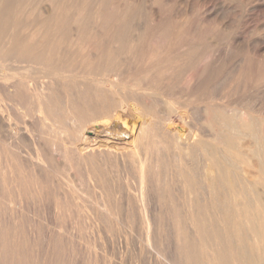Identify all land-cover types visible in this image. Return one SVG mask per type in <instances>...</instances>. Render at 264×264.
<instances>
[{"label":"bare ground","instance_id":"6f19581e","mask_svg":"<svg viewBox=\"0 0 264 264\" xmlns=\"http://www.w3.org/2000/svg\"><path fill=\"white\" fill-rule=\"evenodd\" d=\"M215 1L0 0L1 217L90 219L94 234L118 232L165 264H183L166 257L183 248L206 252L207 264H230L233 236L238 264H264V29L255 33L256 80L236 78L224 95L228 80L218 86L217 72L200 71L213 42L200 54L196 43L213 32ZM27 197L32 210L22 205ZM139 224L142 240L133 233ZM218 227L223 247L214 251ZM7 250L0 264L25 261Z\"/></svg>","mask_w":264,"mask_h":264},{"label":"rangeland","instance_id":"374dc122","mask_svg":"<svg viewBox=\"0 0 264 264\" xmlns=\"http://www.w3.org/2000/svg\"><path fill=\"white\" fill-rule=\"evenodd\" d=\"M221 1L223 2V0H216L215 1V6L216 7H218L219 9H217V8H215L216 9V11H215V19H211V21H209V22H211L210 23V29H212L213 30V32L212 31H208L209 32V34H211L209 37H207V36H205L206 37V39H204L205 37H204V34H203V36H201V34H200V36H198V41L196 40V43H197V45H198V52H199V54L202 52V51H204L205 50V48H206V50L208 49V47H206V46H209V44H211L212 42H213V44H211V50H213V51H215L214 52V55H213V58L211 57V61H210V59H209V57L208 58H205V60L203 59L202 60V62H201V64H200V66L201 65H204V66H201L200 67V71L203 73V72H205L206 71V73H210V72H217V73H215L216 75L214 76V80H213V84H216V85H218V86H221L219 83H221L223 80L222 79H224L225 80V82H227V80H228V84L226 85V87H225V91H224V95H227V94H229V93H231V89H233V87H235L238 83H239V81H237V79H239L240 80V78L241 79H243V78H245V75L247 76L248 74L250 75V77H252V76H256L257 74H259V63H258V59L259 58H261V57H259V55L257 54V53H255L254 51H253V48H254V46H255V48L258 46V44L259 45H261L262 43L258 40L259 39V35H257V34H255L258 30H260V29H264V0H227V6L224 4V2L223 3H221ZM220 3L221 5L219 6V4L218 3ZM217 4V5H216ZM225 5V6H224ZM222 6V7H221ZM226 8V10H224L225 8ZM229 9H228V8ZM262 7V8H261ZM220 8H222V9H220ZM217 10H218V12H217ZM223 11V12H222ZM220 12V13H219ZM226 12V13H225ZM219 13V14H218ZM222 13V14H221ZM217 15V16H216ZM220 15V16H219ZM221 15H222V17H221ZM224 16H225V18H224ZM229 16V17H228ZM218 17V18H217ZM217 18V19H216ZM222 18V19H221ZM223 18H224V20H226V21H224L223 20ZM232 19H233V21H235V22H232ZM215 21V22H214ZM227 21H230V22H227ZM225 22V23H224ZM228 24H227V23ZM229 24H231V25H229ZM235 27H234V26ZM237 26H239V28L241 27V28H243V29H241L240 28V31L241 30H243V31H239V29H238V27ZM224 27H226V29H224ZM229 27V28H228ZM237 27V28H236ZM221 28V29H220ZM232 28V29H231ZM223 29V30H222ZM256 29V30H255ZM216 30V31H215ZM143 32H141V34H142ZM208 34V35H209ZM227 34V35H226ZM142 35H144V34H142ZM226 35V36H225ZM231 35H234V36H232L231 37ZM201 37V38H200ZM203 37V38H202ZM230 37V38H229ZM236 37V38H235ZM253 38V39H252ZM216 39V40H215ZM220 39H221V41H220ZM228 39V40H227ZM229 39H230V41H229ZM234 41H233V40ZM235 39H237L236 41H235ZM245 39H247V40H245ZM201 40V41H200ZM204 40V41H203ZM207 40H209V41H207ZM214 40H215V42H214ZM219 40V42H217ZM234 43H233V42ZM248 41H252V43L253 44H251V46H247V45H245V42H248ZM210 42V43H209ZM222 42V43H221ZM225 42H228V43H226L225 44ZM230 42H231V44H230ZM216 43V44H215ZM221 43V44H220ZM223 44V45H222ZM235 44V45H234ZM264 44V43H263ZM206 45V46H205ZM218 47H217V46ZM221 47H220V46ZM230 45V46H229ZM226 46V47H225ZM262 46V45H261ZM212 47H215L214 49L212 48ZM210 48V47H209ZM229 48V49H228ZM200 49V50H199ZM217 49V50H216ZM219 49V50H218ZM220 49H223L222 51H221V53H220ZM227 51H226V50ZM230 49H232V50H230ZM217 51H218V54H219V56L218 55H216L217 54ZM231 51V52H230ZM224 52H227V53H225L224 54ZM229 52L231 53V54H229ZM248 52H250V53H248ZM204 53V52H203ZM216 53V54H215ZM234 53V54H233ZM226 54H229V57H228V55H227V57H226ZM254 54V55H253ZM263 54V55H262ZM225 55V56H224ZM261 55L262 56H264V53L262 52L261 53ZM216 56V57H215ZM218 56V57H217ZM241 56H243V57H241ZM215 57V58H214ZM247 57V58H246ZM204 58V57H203ZM221 58V59H220ZM225 58V59H224ZM229 58V59H228ZM209 59V60H208ZM219 59V60H218ZM223 59V60H222ZM233 59V61H230V60H232ZM248 59V60H247ZM216 60H217V63H216ZM224 60H226V61H224ZM246 60V61H245ZM205 61H207L208 63H209V66H208V64H207V62L204 64V62ZM223 61V62H222ZM228 61V62H227ZM236 62V64H235V62ZM240 61H242V62H240ZM248 61V62H247ZM216 63V64H215ZM240 63V64H239ZM244 63H246V64H244ZM219 64V65H218ZM238 64L239 65H243V66H238ZM221 65H222V67L224 68V67H226V68H222L221 67ZM232 65V66H231ZM247 65V66H246ZM207 66V67H206ZM217 66V67H216ZM229 66V67H228ZM238 66V67H237ZM250 68H249V67ZM221 67V69H218V68H220ZM232 67H234V69L236 68L237 70H234L235 72V74H236V76H235V74L232 72ZM247 67V69H244V68H246ZM203 68H204V70H203ZM206 68V69H205ZM214 68V69H213ZM215 68H216V70H215ZM230 68H231V70H230ZM241 68H243V71L241 70ZM249 68V69H248ZM259 68V69H258ZM258 71H257V70ZM209 70V71H208ZM220 70V71H219ZM222 70V71H221ZM224 70V71H223ZM225 70H227V71H225ZM231 72H230V71ZM240 70V71H239ZM246 70V72H244ZM248 70V71H247ZM255 70V71H254ZM238 71V73H236ZM220 72V73H219ZM240 72V73H239ZM248 72V73H247ZM230 73H232L231 74V76L229 75L228 76V74H230ZM244 73V74H243ZM240 75H242V76H240ZM252 75V76H251ZM224 76V77H223ZM227 76V77H226ZM234 78H233V77ZM240 76V77H239ZM258 76V75H257ZM243 77V78H242ZM218 78V79H217ZM226 78V79H225ZM231 78H233L232 80H231ZM237 78V79H236ZM253 78V77H252ZM231 81H230V80ZM250 79L251 78H249L248 77V80L250 81ZM254 80H256V78H253ZM253 79H251V83H253L252 81H253ZM217 80H219V83H218V81ZM222 80V81H221ZM235 80V81H234ZM235 83H234V82ZM236 81H237V83H236ZM225 82L223 83V84H225ZM231 82V84H229ZM255 82V81H254ZM234 83V84H233ZM256 83V82H255ZM222 84V83H221ZM229 85V86H228ZM229 87V88H228ZM232 87V88H231ZM230 89V90H229ZM227 90V91H226ZM258 96H260L261 97V93L260 94H256V99H257V97ZM259 98V97H258ZM252 101H254V98H252ZM259 189H261L262 190V188H259ZM260 190V191H261ZM29 199H30V202H29ZM32 201H31V198L30 197H27V199H26V202L24 203H22V205L23 206H25L24 204H26L27 206H26V208H28L29 206H36L35 204H33V203H31ZM251 202V201H250ZM30 205H29V204ZM252 203V202H251ZM32 204V205H31ZM31 207V210L32 209H34V207L32 208ZM37 208V207H36ZM34 213V212H33ZM32 212H31V214L29 213L28 215L26 214L25 216H27L25 219H24V217L25 216H21L23 219H14V218H12L11 219V217L8 219V217H7V219H6V217L4 218L3 216L0 218L2 221H1V223H3V224H5L6 225V223L7 224H9L10 223V221H11V223H10V225H6V227L7 228H5V227H3V229H2V225L3 224H1L0 225V231L1 232H4L3 233V238H5V239H1L0 241H1V244H0V253L1 252H5V253H3L4 255L6 254H8V253H6V250L7 249H11V248H13V252H11V253H13L12 255H14V257L16 256V254H17V256H18V258L19 259H21V258H24V260L26 261H21V260H18L19 261V264H21V262H22V264H26L27 263V261H29V260H31L32 258V255H36L35 257H33L34 259L33 260H35V261H29L30 263L29 264H35V263H37V264H42V261L44 262V263H46V259H47V263L46 264H56L57 262V264H59V263H61V261H62V263L63 264H73V262H74V264H81V263H83L84 261V263L83 264H85L86 262V264H165L164 262H163V260L162 259H159L158 260V258L156 259V257H154V256H156L155 254H151V253H153L151 250V252L149 253V249L145 246V245H142V244H140V245H142L141 247L142 248H145V249H141V248H139L140 247V245H139V243H138V241L137 242H135V243H137L136 245H135V243H132L131 242V240L130 241H126V239H124V237H118L120 234H117L116 232H113V233H108L107 234V232L106 231H102V233L100 232V233H98L97 231L95 232V234H94V231L95 230H92L91 228H90V226H88V225H90L89 223H93V222H91V221H93V220H85L84 222L82 221V220H84V219H79L80 220V222L82 223H80V222H78L79 220H77V218H72L71 219V224H69V217H67V221L65 220L66 219V217H64L63 219L61 218V219H59V217H58V219L56 218V217H54V216H52V215H48V216H42V215H35V213L33 214ZM30 215L32 216V217H30ZM35 216H36V218L37 217H40L41 216V218H39V220H35ZM49 216H50V218H49ZM28 217H30V218H28ZM42 217H43V219H42ZM53 217H54V219H53ZM48 219V221H45V220H47ZM52 219V220H51ZM76 219V220H75ZM8 220V221H7ZM10 220V221H9ZM18 220V222H16ZM20 220H21V222H22V224L20 223ZM24 220V221H23ZM35 220V221H34ZM40 220H41V222H40ZM56 220V222H54V224H53V221H55ZM59 220H62V224H64L63 226L65 227L67 224H68V228L66 227V228H64L63 226L61 227L60 225H62L61 224V221H58ZM64 220H65V222H64ZM75 222H74V221ZM4 221H5V223H4ZM14 223H13V222ZM26 221V223L28 224H31L32 226L31 227H28V226H30V225H27L26 223H24ZM37 221L39 222V223H43V224H37V226L35 225L36 223H37ZM42 221H44V222H42ZM73 221V222H72ZM88 221V222H87ZM9 222V223H8ZM36 222V223H35ZM49 222V223H48ZM58 222V223H57ZM14 224V225H11V224ZM16 223V224H15ZM33 223H35V224H33ZM44 223H45V225L46 224H49L50 225V227H51V230H50V227H49V225H46V226H44ZM57 223V224H56ZM59 223H60V225H59ZM65 223H67L66 225H65ZM219 223H220V221H219ZM17 224H19V225H17ZM74 226H76V227H74ZM79 225L78 226V228H77V225ZM83 224H85V225H83ZM17 225V226H16ZM23 227H22V226ZM40 225H42V226H40ZM55 225H58L57 227H59L60 228V230H59V228L57 229V227L55 226ZM69 225H70V227H69ZM71 225H72V228H71ZM80 225H83V226H80ZM89 227V230L91 229V232L88 230V228H87V226ZM4 226V225H3ZM14 226H16V227H14ZM25 226V227H24ZM26 226H27V228L29 229V231H28V229H26ZM34 226H36L35 227V229H36V231L37 230H39L40 228H42L43 229V226H44V229L45 230H47V228H49L46 232H45V230H42V233L40 232L41 230H39L38 231V233L35 231V229H34ZM138 226H139V228H138ZM137 227H135L134 229H133V233L138 237V238H141V236L143 235V234H140V232L142 233V228H141V225L139 224ZM18 227V228H17ZM38 227H40V228H38ZM46 227V228H45ZM80 227H86V228H81L83 231H81V229H79ZM9 228V229H8ZM14 228H16V229H14ZM32 228V229H31ZM72 229V230H70V229ZM73 228H74V230H73ZM141 228V229H140ZM18 229V230H17ZM22 229V230H21ZM23 229H25V231H26V233L27 234H25V231H23ZM33 229H34V234L32 233V231H33ZM64 229H66V230H64ZM68 229H69V234L68 233H65L66 234V236H68V237H70L69 239L70 240H72L73 241V239H74V243H75V246H73V242H71V244H70V240L68 239V238H65L66 236H64L65 234H63L64 233V231L65 232H68ZM76 229H78V230H76ZM86 229V230H85ZM135 229L136 230H138V229H140V230H138V231H135ZM218 230H216V235H217V237H218V233H220V235H219V238L217 239V244L218 245H216L214 248H213V250L214 251H220L221 250V248L223 247L222 246V244H220V243H222V242H220V240H221V238H222V235H221V233L222 232H219V227L217 228ZM9 230V231H8ZM14 230V231H13ZM15 230L17 231V232H19V235H18V233L17 232H15ZM32 230V231H31ZM54 230H56V231H54ZM61 230H63V231H61ZM13 231V232H12ZM21 231H22V235H21ZM43 231H44V233H43ZM57 231L58 232H60V233H62V235L63 236H61V235H59L58 233H57ZM80 231V232H79ZM1 232H0V235H1ZM7 232H10V233H7ZM29 232H30V234H33V235H35V236H33V235H28L29 234ZM42 234V236L45 234L46 236H43L44 238H42V236H41V234ZM51 232V233H50ZM70 232H72V233H70ZM5 233H7V235H5V237H4V234ZM15 233L17 234V235H15ZM23 233H24V235H23ZM56 233V234H55ZM10 234V237L12 238V240H11V238L8 236ZM48 234V235H47ZM50 234V235H49ZM53 235V236H52ZM117 235V236H116ZM10 238H8V237ZM16 236H18V237H16ZM20 236H21V238H20ZM24 236V237H23ZM26 236V237H25ZM29 236V238H27ZM31 236H33L34 238H32ZM38 236V237H37ZM39 236H40V239L42 238V239H45V241L44 240H42L41 239V242H42V244H41V242H40V239H39ZM48 236V238H49V240H48V238H46ZM52 236V237H51ZM63 237V239H61V237ZM202 236V235H201ZM1 237V238H2ZM58 237H60V239L58 238ZM74 237V238H73ZM143 237V236H142ZM232 237L233 236H231V249H234V252H233V250H232V259H231V262H232V264L234 263H236V264H238V261L240 262L241 260V258L239 257V254L237 253V252H241V250L239 249L238 250V248L239 247H236L235 248V246H237V245H235L236 243H235V240H234V237H233V239H232ZM19 238V239H18ZM24 238H26V239H24ZM31 238L33 239L32 241H33V244H32V241H30L31 240ZM50 238L52 239V238H54L53 240H51V242H52V244H51V242H50ZM77 238H79V240L77 239ZM14 239V240H13ZM21 239H23V243H22V240ZM30 239V240H29ZM56 239V240H55ZM65 239V240H64ZM81 239V240H80ZM143 238H141V240H142ZM220 239V240H219ZM9 240H11V241H9ZM16 240V241H15ZM19 240V241H18ZM36 240H37V242H36ZM39 240V241H38ZM78 241V243L76 242V241ZM108 240V241H107ZM219 240V241H218ZM3 241H6V242H3ZM14 241V242H13ZM25 241H26V243H25ZM43 241H44V243H43ZM53 241H55V242H53ZM60 243H59V242ZM65 241H67V242H69L68 244L70 245H67V243L65 242ZM222 241V240H221ZM248 242H246L245 244H246V247H247V245L248 244H250L251 242H250V240L248 239L247 240ZM10 244H9V243ZM19 242V243H18ZM28 242V243H27ZM35 242H36V245H38L39 247H41L40 249H43L44 251H46V253H44L42 250H40L39 251V247H37L36 246V249H35ZM62 242V243H61ZM63 242L65 243V244H63ZM5 243H7V245L5 244ZM12 243V244H11ZM31 243V244H30ZM142 243H144V242H142ZM235 243V244H234ZM18 244V245H17ZM29 244H30V246H29ZM40 244V245H39ZM50 244V245H49ZM76 244H78V245H76ZM1 245L3 246V250H2V247H1ZM11 245V248H9V246ZM13 245H15V247L13 246ZM43 245V246H42ZM49 245V246H48ZM53 247H52V246ZM59 245V246H58ZM66 245V246H65ZM234 246V248H233V246ZM6 246H8V247H6ZM29 246V247H28ZM32 246V247H31ZM56 246V247H55ZM89 246V247H88ZM135 246V247H134ZM143 246H145V247H143ZM5 247V248H4ZM25 248V249H23V248ZM44 247V248H43ZM48 247V248H47ZM49 247H50V251H49ZM58 247H59V249H58ZM60 247H66V248H60ZM71 247V248H70ZM76 250L75 252H74V250H73V248ZM167 247H168V249L171 251V247L169 246V245H167ZM166 247V248H167ZM219 247V248H218ZM7 248V249H6ZM26 248H30L29 250L31 251V252H29V250H27ZM51 248H54L55 249V251H54V249H51ZM110 248V249H109ZM218 248V249H217ZM20 249H23V250H25V251H23V250H20ZM32 249V250H31ZM47 249H48V251H47ZM60 249H61V251H60ZM168 249L166 250V252L165 253H168L169 251H168ZM185 249L186 248H183L182 250L181 249H179L178 251H176L177 253H180V254H176L175 253V251L173 252L172 251V253L171 252H169L167 255H166V257L167 256H169V257H167V259L170 261H172L173 259H177L178 260V262H179V260L181 261V262H184V263H186V264H194V262H195V264L196 263H198V264H207V261H208V259H207V257H205L204 258V254H205V256H208L207 254H206V252L205 253H203V251L201 252L199 249H197L196 251H198V253L199 254H201V255H199V254H197V252H195V249H191V248H189V249H191V250H189L188 248H187V250H189V251H185ZM235 249H236V251H235ZM17 250V251H16ZM21 251V253H19L20 251ZM28 252H27V251ZM62 250H63V252H62ZM66 250V251H65ZM67 250H68V252H69V255H67L68 254V252H67ZM72 250V251H71ZM82 250V252L84 253H81L80 251ZM140 250H142V251H140ZM144 250H146V252H144ZM184 250V251H183ZM213 250L211 251L210 250V254L212 255L213 254ZM8 251V250H7ZM11 251V250H10ZM10 251H9V253H10ZM19 251V252H18ZM24 253H23V252ZM35 251V254H33L32 252H34ZM36 251H37V254H36ZM55 253H54V252ZM183 251V252H182ZM191 251V252H190ZM60 252H62L61 254H60ZM80 254H79V253ZM93 254H92V253ZM185 252V256L184 255H182L183 253ZM189 252V253H188ZM11 253H10V255H8L9 257L10 256H12L11 255ZM26 253H27V256L28 255H30L31 257H28L27 258V256H25L26 255ZM50 253V254H49ZM52 253V254H51ZM66 254V255H63L62 256V254ZM73 253H75V255L73 254ZM145 253V254H144ZM165 253H164V255H165ZM175 253V254H174ZM182 253V254H181ZM188 255H187V254ZM193 253H196V254H194V256H192L193 255ZM242 253V252H241ZM2 254V253H1ZM20 254H21V256H22V254H24V256H20ZM32 254V255H31ZM48 256V257H46V255ZM55 254V255H54ZM59 254V255H58ZM79 254V255H78ZM236 256H235V255ZM3 255V256H4ZM40 255L42 256V258L40 257ZM45 255V256H44ZM49 255H51V260H52V258L54 259V260H52V261H54V262H52L51 260L49 261L48 259L50 258L49 257ZM71 255L73 256V257H71ZM87 255V256H86ZM136 255V256H135ZM142 255V256H141ZM149 255V256H148ZM152 256V258H151V256ZM171 255H174V256H171ZM177 255V256H176ZM190 255V256H189ZM197 255H199V257L197 256ZM7 256V257H8ZM16 256V257H17ZM20 256V257H19ZM39 256V257H38ZM53 256V257H52ZM176 256V257H175ZM27 259H26V258ZM45 257V258H44ZM57 257H59L60 259H57ZM66 257V258H65ZM85 258V259H83V258ZM90 257V258H89ZM172 257H175V258H172ZM187 257V258H186ZM202 257V258H201ZM208 257H211V256H208ZM239 257V258H238ZM41 258V259H40ZM62 258L63 259H65V260H62ZM69 258H72V259H70L71 261L73 260V262H70L69 261ZM191 259V261H190V259ZM197 258V260L195 261V259ZM199 258V259H198ZM201 258V259H200ZM204 258V259H203ZM218 258V257H217ZM40 259V261H41V263H40V261H39V263H38V260ZM57 259V260H56ZM66 259H68V261H66ZM79 259V260H78ZM187 261H186V260ZM189 259V260H188ZM222 258L221 257H219V262H220V264H222V260H221ZM233 259H236V260H233ZM23 260V259H22ZM59 260V261H58ZM78 260V261H77ZM93 260V261H92ZM104 260V261H103ZM221 260V261H220ZM37 261V262H36ZM52 262V263H49V262ZM64 261V262H63ZM117 261V262H116ZM66 262V263H65ZM70 262V263H69ZM77 262V263H76ZM188 262V263H187ZM191 262H193V263H191ZM200 262V263H199ZM231 262H230V264H231ZM183 263V264H184ZM241 263V262H240ZM239 263V264H240ZM180 264V263H179ZM182 264V263H181ZM227 264H229V262L227 263Z\"/></svg>","mask_w":264,"mask_h":264}]
</instances>
